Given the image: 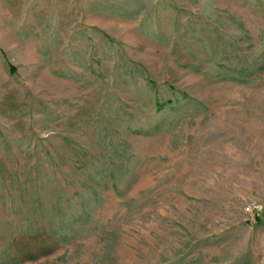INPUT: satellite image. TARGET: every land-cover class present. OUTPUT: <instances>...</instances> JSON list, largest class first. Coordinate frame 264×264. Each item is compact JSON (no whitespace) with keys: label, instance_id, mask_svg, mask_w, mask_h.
<instances>
[{"label":"rangeland","instance_id":"374dc122","mask_svg":"<svg viewBox=\"0 0 264 264\" xmlns=\"http://www.w3.org/2000/svg\"><path fill=\"white\" fill-rule=\"evenodd\" d=\"M0 264H264V0H0Z\"/></svg>","mask_w":264,"mask_h":264},{"label":"built area","instance_id":"2783aa9c","mask_svg":"<svg viewBox=\"0 0 264 264\" xmlns=\"http://www.w3.org/2000/svg\"><path fill=\"white\" fill-rule=\"evenodd\" d=\"M247 211H251L249 208H248V210Z\"/></svg>","mask_w":264,"mask_h":264},{"label":"trees","instance_id":"16d2710c","mask_svg":"<svg viewBox=\"0 0 264 264\" xmlns=\"http://www.w3.org/2000/svg\"><path fill=\"white\" fill-rule=\"evenodd\" d=\"M13 69V68H12Z\"/></svg>","mask_w":264,"mask_h":264}]
</instances>
